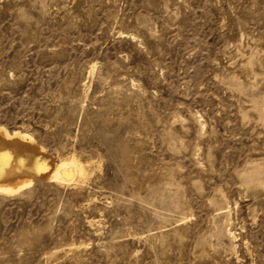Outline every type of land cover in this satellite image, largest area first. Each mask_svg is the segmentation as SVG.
Masks as SVG:
<instances>
[{"label":"rangeland","instance_id":"obj_1","mask_svg":"<svg viewBox=\"0 0 264 264\" xmlns=\"http://www.w3.org/2000/svg\"><path fill=\"white\" fill-rule=\"evenodd\" d=\"M0 128V264H264V0H0Z\"/></svg>","mask_w":264,"mask_h":264},{"label":"bare ground","instance_id":"obj_2","mask_svg":"<svg viewBox=\"0 0 264 264\" xmlns=\"http://www.w3.org/2000/svg\"><path fill=\"white\" fill-rule=\"evenodd\" d=\"M68 168L84 174L75 160L55 164L32 136L21 132L10 134L0 128V193L17 194L41 180L70 182V177L63 174Z\"/></svg>","mask_w":264,"mask_h":264}]
</instances>
